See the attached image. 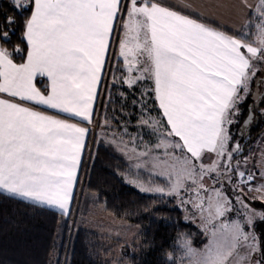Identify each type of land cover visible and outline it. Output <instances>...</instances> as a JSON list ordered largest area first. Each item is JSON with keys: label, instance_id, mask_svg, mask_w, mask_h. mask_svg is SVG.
Listing matches in <instances>:
<instances>
[{"label": "snow or ice", "instance_id": "snow-or-ice-1", "mask_svg": "<svg viewBox=\"0 0 264 264\" xmlns=\"http://www.w3.org/2000/svg\"><path fill=\"white\" fill-rule=\"evenodd\" d=\"M242 3L250 16L233 35L165 0H11L19 21L4 14L0 41L10 42L19 23L24 47L0 43V193L67 215L89 134L70 120L91 123L118 33L122 71L113 81L129 88L151 81L142 96L151 91L161 113L141 117L156 140L144 144L140 137L143 151L133 147L129 158L167 187L140 184L141 191L179 197L199 215L208 241L202 249L183 241L189 264H264L254 229L257 220L264 223V210L252 208L244 191L264 204V170L253 186L256 173L234 160L239 143L230 148L238 105L254 80L257 89L264 86L258 66L264 64V0ZM14 53H22L19 62Z\"/></svg>", "mask_w": 264, "mask_h": 264}, {"label": "trees", "instance_id": "trees-1", "mask_svg": "<svg viewBox=\"0 0 264 264\" xmlns=\"http://www.w3.org/2000/svg\"><path fill=\"white\" fill-rule=\"evenodd\" d=\"M4 14L17 16L11 7V0L0 1V23H3ZM17 19L19 21L18 16ZM16 27L18 31L12 35L10 42L0 41L9 50L16 44L24 47L19 39L21 26L18 23ZM118 38L117 33L103 78L95 119L99 127L106 122L118 127L123 116L131 109H137L130 107L131 89L124 83L113 81V75L119 79L122 71L115 46ZM14 59L19 62L22 53H14ZM252 88V98L245 102L244 107L241 105L242 114L238 122L249 115L245 113L250 104H255L252 111L257 113L258 118L243 135L239 131L233 133L236 142L246 150H250L264 133V113L261 111L264 101L255 103V80ZM90 135L68 215L0 193V264H106L99 256L103 245L98 235L76 223L73 228L72 217L77 199H80L82 214L88 213L90 205L95 204L115 218L127 220L140 228L142 252L133 254L130 248H124L129 264H178V239L185 237L195 240L201 236L196 226L184 221L183 212L172 199L163 195L143 194L125 182L124 177L134 173L126 159L105 139L97 140L88 156ZM238 155H234V160L238 159ZM140 176L147 181H161L145 173H140ZM261 233L264 239V229Z\"/></svg>", "mask_w": 264, "mask_h": 264}, {"label": "rangeland", "instance_id": "rangeland-1", "mask_svg": "<svg viewBox=\"0 0 264 264\" xmlns=\"http://www.w3.org/2000/svg\"><path fill=\"white\" fill-rule=\"evenodd\" d=\"M228 4H229V9H228L229 15L224 16L223 18H221V15H219L215 24L223 28L232 27L231 25H234V27L237 28H232L231 31L237 33L238 31H240L239 26L241 25V22L239 23V18L242 10L240 11L239 14V9L237 8L236 3L234 1H230ZM236 17L238 19H236ZM248 42H252V40L250 39ZM258 66L262 70H264V64H260ZM261 75L262 72L258 71L256 73L255 79H259ZM137 84L141 85L142 82H138ZM151 87H152V83L151 81H149L148 87H146V89H150ZM252 90L253 88L251 86L250 93L252 92ZM255 92L256 93L253 97L254 100L257 99V96L260 93V89L257 93V88H256ZM250 93L244 99V101L238 105L239 114L233 117L235 122L229 126V132L232 136V141H233V143L230 144V148L234 147L236 143V140L233 138V133H237L239 131V134L243 135L246 132V129L249 127V125L254 123L258 118L257 113L255 114L252 111L253 109L252 107H254L255 104H250L248 111L245 114L250 115V113H253L251 120L247 124H245V121H248V117H249V115L248 116L245 115L246 117L244 116L241 122L240 123L238 122L241 119V114H242L241 105L243 104L244 107L245 102L249 98H252ZM129 95H130L129 97L131 98L137 97L135 91H133V88H131V92ZM138 100L140 101L143 100V101L135 102L131 100L130 107L137 106L138 110H140L141 103L143 104V102L146 101L147 108L146 109L144 108L142 112L141 110L136 112V110L131 109V111L126 114V116H123L124 119L121 121L120 126L115 127L113 123H108V122L102 123V127H99L98 122L92 124L89 133V135L90 134L91 135L89 139L90 141H89L87 155H90L92 151V147L95 145V143H97L96 142L97 140H99L100 138L105 139V141L108 144L114 146L116 151L126 159L130 170L134 173V175H128L124 177L126 183H128L129 185H131L132 187H134L143 194L152 195V196L163 195L174 201L176 207H178L183 212L184 221L186 223L193 224L201 231V236L199 238H196L195 240L181 237L177 241V247L180 250V254L177 257L178 258L177 263L189 264L188 259L184 255V250L182 247L183 241L188 240L191 242V246L193 248L202 249L208 241V236L205 235L204 229L201 226L202 222L200 220L199 215L195 213V210L191 207V205H182L180 202V198L176 196H168L156 192L141 191L139 187L140 184H143L146 187L160 186L166 188L167 182L163 177L157 176L154 173L149 172L147 169L144 168L136 169L134 167L135 160L129 158L131 156V149L133 147H135L137 151H143V145L141 144L140 137L143 138L144 144H152L156 140L155 136H151L148 134L150 130L141 124V117L144 116L145 118H147L148 116H151L159 119L161 115L160 110L158 109V103L155 101L151 91H147L146 95H143L142 98L138 97ZM240 148L242 149V151H240L239 153H234V155L235 154L241 155V153L244 154L241 157L240 155L237 156V158L241 162L240 170L245 172L250 171L256 173L257 179L253 181L252 184L253 186L258 185L261 182L259 178V172L261 170H264V133L260 135L259 141L254 143V145L252 146V148H250V150H246L242 148L241 145ZM245 160L247 161L246 164H245ZM140 173H145L146 175L151 176L153 178L161 179V181H154V180L147 181L140 176ZM205 182L209 184L211 183L207 178ZM218 186L219 185H217V187ZM225 189L228 190L227 185L225 186ZM244 191L247 194L245 196V201L249 203L252 208H255L257 210H264V204H262L259 200L253 201L249 199V197L256 195L255 193L249 192L247 188H245ZM79 200L77 199L73 211V217H72L73 228L76 223V225L77 224L82 225L85 229L94 232L95 234L98 235L99 240L103 245V248L101 249L99 254L102 262L106 264H129L125 257V250H124L125 247L130 248V252L133 254H140L142 252L143 248H142V242L140 241L139 227L132 225L127 220H121L115 218L113 215L107 213L103 207L97 206L95 204L90 205L88 213L82 214L81 206L79 205ZM233 202L235 203L234 200ZM237 210H238V206L237 209H234L233 213L229 214V219L236 218ZM241 219H243L242 216ZM254 229L256 233L261 237L262 247H264V239L261 233L264 229V223L257 220L254 224Z\"/></svg>", "mask_w": 264, "mask_h": 264}, {"label": "crops", "instance_id": "crops-1", "mask_svg": "<svg viewBox=\"0 0 264 264\" xmlns=\"http://www.w3.org/2000/svg\"><path fill=\"white\" fill-rule=\"evenodd\" d=\"M230 1H234L236 3L237 8L239 9V14H240V11L242 10L240 18H239V23L241 22V25L239 26V28H240L239 30H242L244 28L245 22L247 21V19L250 16V12L247 8L244 7L242 0H165V2L167 4H169L170 6H173L175 10L181 11L184 14L194 15L195 13H199L200 15L197 18L202 19L204 22L208 23L211 26L212 25L216 26L217 28L220 27L217 24H215L216 20L218 19V16L221 15V18H223L224 16L229 15V13H228L229 4L228 3ZM248 3L255 5L256 0H248ZM236 19H238V18L236 17ZM231 26L232 27H226V28L220 27L219 29L222 28L221 30H224L226 32H230L232 34H236V32H232L231 29L237 28V27H234V25H231ZM110 52H111V48L109 51V55H110ZM109 55H108V58H109ZM107 63H108V59L106 62V67H107ZM106 67H105V70H106ZM104 74H105V72H104ZM104 74H103V78H104ZM103 78L101 80V84H100V87L98 89L97 99H96L95 106L93 109V118H92L91 123L80 122L79 118H72L70 120V122H72V123H80V126L88 127L89 133L91 130L90 127L92 126V124H94L96 122L95 121L96 111H97V107L99 104L98 103L99 97H100L101 90H102ZM141 82H142L141 85L135 84L131 87V88H133V91H135V94L137 96L135 98H131L135 102H142L143 101V100L142 101L138 100V97L139 98L143 97L142 93H144L146 91V87H148V84H149V81H141ZM134 107H137V106H134ZM134 107H132V108H134ZM143 109L144 108H143L142 103H141V109H140L141 112L143 111ZM41 110L46 111L50 115H60V118H67L66 114H58L57 111L54 109H41ZM140 110H138V107H137L136 112H138ZM88 138H89V134L85 140V148H84V151L82 153L80 168L82 165V161L84 159ZM80 168H79L78 175H77V182H78V178H79ZM77 182H76V185H75L74 191H73V199H74L76 188H77ZM12 198H15V197H12ZM17 199H19V198H17ZM72 202H73V200H72ZM71 207H72V203L70 205V208H69L67 214H69V212L71 211ZM51 210H54L58 213H61L59 210H56V209H51Z\"/></svg>", "mask_w": 264, "mask_h": 264}, {"label": "flooded vegetation", "instance_id": "flooded-vegetation-1", "mask_svg": "<svg viewBox=\"0 0 264 264\" xmlns=\"http://www.w3.org/2000/svg\"><path fill=\"white\" fill-rule=\"evenodd\" d=\"M259 89L260 93L258 94L257 99L255 100L256 104L264 101V86H261ZM259 89H257V93Z\"/></svg>", "mask_w": 264, "mask_h": 264}, {"label": "water", "instance_id": "water-1", "mask_svg": "<svg viewBox=\"0 0 264 264\" xmlns=\"http://www.w3.org/2000/svg\"><path fill=\"white\" fill-rule=\"evenodd\" d=\"M250 115H251V118H252V116H253V113H250ZM250 115H249V116H250ZM248 118H249V117H248ZM245 127H246V126H245ZM246 128H247V127H246Z\"/></svg>", "mask_w": 264, "mask_h": 264}, {"label": "built area", "instance_id": "built-area-1", "mask_svg": "<svg viewBox=\"0 0 264 264\" xmlns=\"http://www.w3.org/2000/svg\"><path fill=\"white\" fill-rule=\"evenodd\" d=\"M96 128V127H95ZM89 156V155H88ZM89 158V157H88Z\"/></svg>", "mask_w": 264, "mask_h": 264}]
</instances>
